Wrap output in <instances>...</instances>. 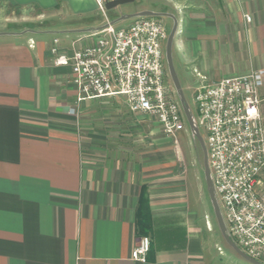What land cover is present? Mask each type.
I'll return each instance as SVG.
<instances>
[{
    "label": "crops",
    "instance_id": "1",
    "mask_svg": "<svg viewBox=\"0 0 264 264\" xmlns=\"http://www.w3.org/2000/svg\"><path fill=\"white\" fill-rule=\"evenodd\" d=\"M168 1L184 13L185 61L201 75L264 70V0ZM16 11L39 21L20 30L0 22V264H239L195 222L155 119L124 97L78 102L70 67L54 63L52 48L71 55L118 18L96 0H0V21ZM85 107L97 113L86 136ZM142 236L150 249L134 261Z\"/></svg>",
    "mask_w": 264,
    "mask_h": 264
},
{
    "label": "built area",
    "instance_id": "2",
    "mask_svg": "<svg viewBox=\"0 0 264 264\" xmlns=\"http://www.w3.org/2000/svg\"><path fill=\"white\" fill-rule=\"evenodd\" d=\"M105 1L96 0L101 11ZM92 35L94 44L71 55L51 50L56 65L70 67L77 101L122 96L132 113L153 117L167 136L183 130L182 107L165 84L168 36L160 16L134 17L122 27L108 23ZM196 75L194 102L226 231L247 256L264 264V70L218 80ZM150 242L140 237L130 258L145 262Z\"/></svg>",
    "mask_w": 264,
    "mask_h": 264
},
{
    "label": "rangeland",
    "instance_id": "3",
    "mask_svg": "<svg viewBox=\"0 0 264 264\" xmlns=\"http://www.w3.org/2000/svg\"><path fill=\"white\" fill-rule=\"evenodd\" d=\"M168 2H169L168 0H133V2L121 4L111 9L109 12H107V14L109 15V19L112 20H115L120 16H126L129 14L138 13L140 11H153L157 13L174 15L176 17V19L178 20V27H177V33L175 34L172 43V60H173L174 70L181 84V88L183 90L185 100L188 104L195 125L198 127L201 137H203V139L205 140L206 133L199 121L198 112L194 102V92L199 82V78L196 75L197 72L196 70L198 68L195 65H193V63H187L185 61L186 49L189 45L188 43L189 28L186 27V25L188 24L186 22V19L183 18L184 17L183 11L173 10L172 7L170 8V6L167 5ZM32 13L33 12H20V11L12 12L9 14L7 13L6 16L7 15L8 16L5 18V20L0 21L2 25L1 28L4 30H20L25 27H29V23H31L32 21H33L32 23L39 21V20H35L36 18L34 19V14ZM97 14L104 19L102 12L97 11ZM160 19L164 26L165 32L168 36L173 26V19L170 16H160ZM131 21L132 19H125L113 25L114 27H122L129 24ZM165 45H166V40L163 42L164 49H165ZM165 72H166L165 84L168 87L169 91L173 94V96H175V98L179 101V97L177 95L176 89L170 77L166 59H165ZM104 99L105 100L109 99V101L110 100L119 101V100H123V97L111 96V97H106ZM92 108L95 109L96 106ZM95 111L98 112V108H96ZM95 114L93 113V109L88 107H85L80 112L79 115L80 120L78 127H79V132L84 136L87 135L86 133L88 132L87 131L88 128L92 127L93 125L92 123H90L89 117L90 116L95 117ZM142 116L144 117V115ZM144 118L146 119V117ZM149 121L150 124L154 126V129L155 128L158 129V131H160L161 134L164 133L161 125L157 121L153 119H150ZM169 141H170L171 149L173 150V154L175 156L176 179L178 180V182L181 181L182 185H184V195L185 197L187 195L191 200L192 206L190 205V207L197 218L195 222L207 231L209 244L212 245L217 244V248H215L214 251H216V253L220 251L224 252L223 255H220V257L223 260L233 259L239 264H250L249 262L241 258L239 255H237L225 243V241L221 237L214 216L213 207L209 195L207 193L205 177H204V168H203V153L200 144L193 131L190 130L186 119L184 120V129L179 131L175 135V137H171ZM182 201L183 204L186 205V199H182ZM219 207L222 213V208L220 204Z\"/></svg>",
    "mask_w": 264,
    "mask_h": 264
},
{
    "label": "water",
    "instance_id": "4",
    "mask_svg": "<svg viewBox=\"0 0 264 264\" xmlns=\"http://www.w3.org/2000/svg\"><path fill=\"white\" fill-rule=\"evenodd\" d=\"M129 2H133V0H106L105 4H104V8L106 10H111V9L121 5V4L129 3ZM138 16H170L173 19V26H172L171 31L167 37V40H166L165 59L167 62L170 77L172 79V82H173L174 87L176 89L177 95L179 97V102H180V105L182 107V110H183L185 119L187 121V124H188L190 130L193 131V133L195 134V136H196V138L200 144L202 153H203V168H204V177H205L207 193L209 195V198H210V201H211V204L213 207V212H214V216H215L219 231H220L225 243L237 255H239L241 258H243L244 260H246L250 264H263L261 262L256 261L255 259L247 256L235 244V242L229 237V235L226 231V226H225L223 216H222V213H221V210L219 207V203H218L216 195H215V191H214V187H213V183H212V179H211V173H210V168L208 165L207 151H206L204 139H203V137H201L199 130H198V127L195 125V122H194L193 117L190 113L188 104L185 100V96L183 94L181 84H180L179 79L177 78V76L175 74V70H174V65H173V60H172V43H173V39L175 37V34L177 33L178 20L176 19V17L174 15H170V14L157 13V12H153V11H140L138 13L129 14L126 16H121L116 21L125 20V19H132V18L138 17ZM116 21L109 23V24H114ZM101 28H103V27H100L97 30H99Z\"/></svg>",
    "mask_w": 264,
    "mask_h": 264
}]
</instances>
